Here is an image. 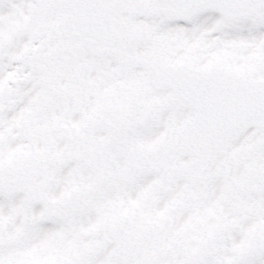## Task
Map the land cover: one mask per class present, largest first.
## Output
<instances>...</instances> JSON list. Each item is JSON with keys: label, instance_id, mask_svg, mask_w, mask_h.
<instances>
[{"label": "snow or ice", "instance_id": "6c2138e0", "mask_svg": "<svg viewBox=\"0 0 264 264\" xmlns=\"http://www.w3.org/2000/svg\"><path fill=\"white\" fill-rule=\"evenodd\" d=\"M0 264H264V0H0Z\"/></svg>", "mask_w": 264, "mask_h": 264}]
</instances>
